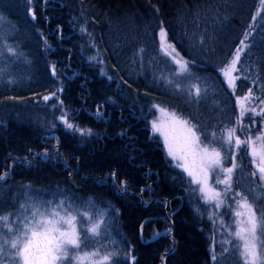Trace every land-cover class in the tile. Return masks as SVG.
Returning a JSON list of instances; mask_svg holds the SVG:
<instances>
[{
  "label": "trees",
  "instance_id": "1",
  "mask_svg": "<svg viewBox=\"0 0 264 264\" xmlns=\"http://www.w3.org/2000/svg\"><path fill=\"white\" fill-rule=\"evenodd\" d=\"M260 1L0 0V31L14 52L0 55V213L15 210L29 185L63 188L80 202L93 200L97 245L112 253L111 264H243L236 249L215 243L210 205L148 122L162 106L187 117L202 144L224 151L222 136L235 127L240 139L264 147L255 139L264 120L244 114L241 122L236 102L249 89L264 100V7L233 91L221 75ZM161 30L187 72L161 51ZM95 53L109 79L90 63ZM53 93L74 128L57 122L44 99ZM246 152L223 156L236 164L231 196L247 197L260 217L264 187Z\"/></svg>",
  "mask_w": 264,
  "mask_h": 264
},
{
  "label": "snow or ice",
  "instance_id": "2",
  "mask_svg": "<svg viewBox=\"0 0 264 264\" xmlns=\"http://www.w3.org/2000/svg\"><path fill=\"white\" fill-rule=\"evenodd\" d=\"M264 3V0H262ZM247 38V37H245ZM161 51L166 56H170L174 63L179 65L181 73L188 71V62L180 56L175 47L167 41V34L163 30L160 32ZM241 45H244V41H241ZM246 47V45H245ZM10 53H13L11 48L8 49ZM242 49H237L233 59L226 63L221 69V72L228 82L229 87L235 89V81L240 79L239 76L234 75L238 71V63L240 61V53ZM53 74L55 72L53 71ZM199 88L196 89V95H199ZM55 95V93H53ZM51 97L45 96L44 99L48 100ZM253 98L252 90L249 89L248 94L241 98H237L241 104V111L238 120L242 122V118L247 111H252L256 115L264 116V109L260 112H256L254 108L245 107L244 102H251ZM256 99H259L256 97ZM264 104V100H261ZM160 111H165L160 109ZM173 122L179 125L183 130L184 136L183 145L177 150L173 144L169 142L168 136L165 133V144L168 147V154L173 160H177V167L182 168L189 177L192 179L190 183L200 185L198 189L193 191H199L203 194L205 202H212L217 208L224 204L221 191H216L208 184L209 174L216 169H220L225 176L220 179L217 176L215 184H224L225 188L222 190L224 196L232 191L231 180L232 172L236 168V164L233 163L229 168H222L221 166V153L215 147L210 148L207 144H202L199 135L195 130V126L191 125L189 121L176 116L175 113L170 114ZM63 123L67 128L72 129L74 125L68 121L67 113L61 117ZM152 127L155 131L160 132L161 128L156 122H153ZM243 128V125H242ZM76 131L81 135L91 134L90 130L80 129L76 127ZM227 139L226 143L230 147L239 148L241 144H244L246 148H250V152H246V155H251L252 163L255 167V171L252 172L253 176H258L261 182H264V147H261L260 151L252 144V137H248L246 140H241L239 136H236L237 129L235 127L226 130ZM215 135V134H213ZM235 139L233 140V138ZM223 139V136H222ZM256 140H264V134L255 138ZM189 157L192 158L194 164L199 165V174L201 178H198L196 172L193 171L189 165ZM6 175V174H5ZM5 178L4 175H0V180ZM211 193V195H209ZM234 197H240L236 201L238 208L235 212V216L241 219L236 220V229L230 235L241 243L236 247L240 251V255L243 260V264H264V213H261L259 219L257 218L256 211L253 205L247 200V197L242 196L241 193L236 192ZM21 207H24L21 205ZM63 201L57 205V208H63ZM71 206H69L70 208ZM34 210L31 214V220L24 217V223L19 231L23 233L22 237L13 238L10 241V247L15 249V255L20 257L23 264H58V262L67 260L69 264L73 261L77 264H110L112 253H106L101 256L99 250L87 252L82 250V244L87 247L85 241L88 240L89 234L92 237L100 235L99 223H93L90 227H87L81 231L77 223V215H73L69 209H64L65 214L62 215L57 209H51L50 211H41L40 207L33 205ZM13 214L7 215L0 213V225L7 227L9 232L14 230L13 223L10 222V218ZM81 217L85 214L79 213ZM19 219V218H18ZM6 243H9L6 241ZM70 250H79L71 252ZM99 257V259H96ZM215 260L216 257L213 256ZM19 264V261L17 262Z\"/></svg>",
  "mask_w": 264,
  "mask_h": 264
},
{
  "label": "rangeland",
  "instance_id": "3",
  "mask_svg": "<svg viewBox=\"0 0 264 264\" xmlns=\"http://www.w3.org/2000/svg\"><path fill=\"white\" fill-rule=\"evenodd\" d=\"M30 1H33V0H30ZM263 7H264V3H262V0H261L259 7H258V11L256 12V15L253 19V23H252V25L248 31L247 38L242 40V41H244V45H241V42L239 43V45L235 49L234 53L232 54L229 62L233 59L237 49H242V51L240 53V58L245 53V51L247 50L248 44H249L248 41L252 38V36L256 32L255 22L257 20L259 12L263 9ZM1 23H2V20L0 19V29L3 26V23L2 24ZM167 41H168V37H167ZM171 45H173V44H171ZM245 45H246V47H245ZM9 48H10V46L7 43V39L2 35V33L0 31V55L3 53H10L8 51ZM184 60H186V59H184ZM89 61H90V63L93 64V66L95 68H97V70L99 71L100 77L109 79L108 70H107V68H106V66H105V64H104V62L101 59L99 54L95 53L90 58ZM172 62H173V60H172ZM177 66L179 68V65H177ZM238 66H239V63L237 65V67ZM188 67H189V63H188ZM53 70H55V69L53 68ZM221 75H222L225 83L229 87L228 82L225 79V77L223 76L222 72H221ZM234 75L239 76V77H240V75H242V72L240 71L239 67H238V71L236 73H234ZM237 81L238 80L235 81V84H237ZM229 88L233 91V88H231V87H229ZM61 93H62V90L60 91V94ZM245 96H242L239 98H241V100H242L243 97H245ZM49 97H51V98L48 100H52V102H53L51 104L52 109H55V113L59 116L57 122L58 121L63 122L61 117L67 112L58 110L60 108V105H61V102L59 100V96L51 95ZM256 97H258V96L253 93V98L251 99V102L249 103V102L245 101L244 104H245V107L254 108L256 112H260L261 109H264V104L261 103V99H256ZM237 98L238 97H236L237 109L240 113L241 104L238 102ZM48 100H45V101H48ZM160 109H164L165 111L162 112V111H160ZM171 113H175L176 116L181 117V118L189 121V123L191 125H193L187 117H185L183 115H179L176 112H174L173 110L167 109V108L162 107V106L155 107V115L153 116V119H151L148 122V124H149L151 131L154 134H157L161 138V140L164 144V149H165L167 157L176 165L178 163V161L173 160L172 157L169 156L168 147L165 144V135L161 134L162 132L167 134L169 142L172 143L174 148H176L177 150H179V148L184 143L183 130L180 128L179 125H176L173 122V119L170 116ZM245 114L250 115L253 118L264 120V116L256 115L252 111H247V112H245ZM51 119H52V117H51ZM67 119L69 122H71L69 120V113H67ZM153 122H156L157 125L161 128L160 132H157L153 129V127H152ZM50 126L52 129V126H54V124H51ZM56 129H58V128H56ZM56 129H55V131H51L52 139L55 142L58 141ZM197 134L199 135L198 132H197ZM224 136L222 139L225 143L224 151H221V150H218V151H220V153H221V166H222V168H229L232 166V164L229 166L225 165L223 156L226 155L227 153L231 152V149H233V152L235 155L243 148H244V152H246V149H248V148H246L244 144H241V146L238 149L234 148V147H230L225 142L227 139V132L226 131H225ZM236 136H237V134H236ZM234 139H235V137L233 138V140ZM255 143L256 142H254V144ZM250 144H252V143H250ZM209 147L212 148L211 146H209ZM261 147H263V145H257L256 148H257L258 152L260 151ZM53 159H54V157H52L51 161H53ZM188 162H189V165L192 167L193 171L197 173L198 178H201L200 174H199V165L194 164L191 157H189ZM249 164H250V170H251V174H252V172L255 171V167L252 163V160H250ZM180 169H182V168H180ZM185 174H186L187 178H189L190 180L192 179L191 177L188 176V174L186 172H185ZM217 176H219L220 179H223L225 176V173L220 171V169H216L214 172H211L209 174L208 184L210 187L214 188L216 191H221L222 198L224 199V204L221 207L217 208L214 203L207 202L210 205V210L213 211V213L211 214V217L213 219H215L214 231L218 234V236L215 238V243L217 245H221L223 248H224V245H227V248L236 249V251H238L240 253L239 249L236 246L239 245L241 242L238 241L237 239H235L234 236L230 235V233L234 232L236 227H237V225L235 223L236 220L241 219V218H238L235 216V212L237 210H241V209L238 208V205L236 202H233L234 196H231V192H229L227 196H224L223 191H222L225 188L224 184H215V180L217 179ZM252 177H253L254 182L257 186L264 187V182H261L259 180L258 176L252 175ZM231 182H232V180H231ZM193 185L197 186L198 188L200 187V185H197L195 183H193ZM256 191H258V190H256ZM201 195L203 196V194H201ZM209 195H211V193H209ZM78 198L79 197H77L75 195H71L70 193L67 192V190H65L63 188H58L54 192H49L48 189H46L43 192H39L35 187L29 185L24 191V197L22 198V202H20L18 204V206L15 210L5 214V215H7L9 213L13 214L10 218V222L13 223L14 230L12 232H9L7 227L0 225V264H17L18 261H19V264H23L22 259L15 255L16 250L12 249L10 247V241L13 238L23 236V233H21L19 231V228L22 227V224L24 223V217H27L29 220H31V218H32L31 214H32V211L34 210L33 205L39 206L41 211H45V210L50 211L51 209H57V211H60L62 215L65 214L64 209H69L73 215H77V223H78V226L80 227L81 231H83V229H85L87 227H90L93 223H99L100 235L97 237H92L91 234H89L88 240L85 241V243L87 244V247H84L83 244L81 247H82L83 251H87V252L99 250L101 256L106 254V253H109V251H107L106 249H101L97 245V243L99 244V239L101 237L102 227H101V221L95 218V210L93 208L94 207L93 200L87 199V200H84L83 202H80L78 200ZM231 198H232L231 206L227 210V212L224 213L223 208L225 206H227V204L230 205L229 200ZM203 199L205 200L204 197H203ZM61 201H63L64 207L63 208H57V205H59ZM21 205H23L24 207H21ZM69 206H71V207L69 208ZM214 212H216V213L223 212V214L220 216V215L215 214ZM79 213H83L85 215L83 217H81L79 215ZM256 215H257V218L259 219V216L257 213H256ZM226 240H227V244H226ZM6 241H8L9 243H6ZM75 251H79V250H70V255H71V252H75ZM96 259H99V257H97ZM58 264H69V262L67 260H65V261L58 262ZM72 264H77V262L73 261ZM110 264H111V261H110Z\"/></svg>",
  "mask_w": 264,
  "mask_h": 264
}]
</instances>
